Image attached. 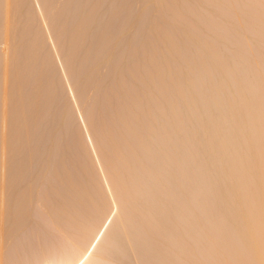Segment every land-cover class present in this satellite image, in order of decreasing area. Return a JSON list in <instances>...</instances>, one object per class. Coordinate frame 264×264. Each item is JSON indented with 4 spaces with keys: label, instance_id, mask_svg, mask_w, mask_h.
Returning <instances> with one entry per match:
<instances>
[{
    "label": "rangeland",
    "instance_id": "374dc122",
    "mask_svg": "<svg viewBox=\"0 0 264 264\" xmlns=\"http://www.w3.org/2000/svg\"><path fill=\"white\" fill-rule=\"evenodd\" d=\"M263 215L264 0H0V264H264Z\"/></svg>",
    "mask_w": 264,
    "mask_h": 264
},
{
    "label": "bare ground",
    "instance_id": "6f19581e",
    "mask_svg": "<svg viewBox=\"0 0 264 264\" xmlns=\"http://www.w3.org/2000/svg\"><path fill=\"white\" fill-rule=\"evenodd\" d=\"M263 218H264V215H263ZM263 222H264V221H263ZM179 240H180V239H179ZM159 244H160V243H159ZM180 245H181V244H180ZM157 247H158V246H156L155 249H157ZM150 249H151V248H150ZM159 249H160V246H159V248H158L157 250H159ZM83 250H84V249H83ZM87 250H88V249H87ZM155 251H156V250H155ZM256 251H257V250H256ZM90 252H91V251H90ZM85 253H87V252H85ZM114 255H115V254H114ZM185 255H186V254H185ZM130 257H131V256H130ZM80 258H81V256H80ZM114 258H115V257H114ZM261 258H262V257H261ZM112 259H113V258H112ZM169 259H170V258H169ZM78 260H79V259H78ZM157 260H158V259H157ZM166 260H167V261H166ZM166 260L163 259L164 262H161V263H162V264H170V260H168L167 258H166ZM165 261H166V262H165ZM168 261H169V262H168ZM77 262H78V261H77ZM157 262H158V261H157ZM159 262H160V261H159ZM159 262H158V263H159ZM78 263H79V262H78ZM86 263H87V262H86ZM125 263H126V262H125ZM129 263H130V262H129ZM161 263H160V264H161ZM84 264H85V263H84ZM88 264H89V263H88ZM127 264H128V263H127ZM147 264H148V263H147ZM149 264H150V263H149ZM182 264H183V263H182Z\"/></svg>",
    "mask_w": 264,
    "mask_h": 264
}]
</instances>
